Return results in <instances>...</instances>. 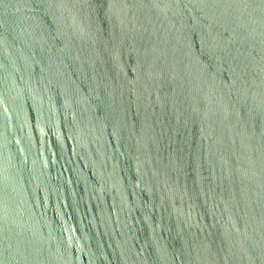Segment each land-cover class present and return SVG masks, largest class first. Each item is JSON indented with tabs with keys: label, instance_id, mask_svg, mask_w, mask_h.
Returning <instances> with one entry per match:
<instances>
[{
	"label": "water",
	"instance_id": "water-1",
	"mask_svg": "<svg viewBox=\"0 0 264 264\" xmlns=\"http://www.w3.org/2000/svg\"><path fill=\"white\" fill-rule=\"evenodd\" d=\"M0 264H264V0H0Z\"/></svg>",
	"mask_w": 264,
	"mask_h": 264
}]
</instances>
